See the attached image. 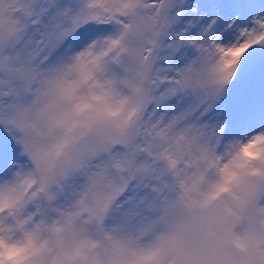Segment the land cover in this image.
Masks as SVG:
<instances>
[{
  "label": "snow or ice",
  "instance_id": "6c2138e0",
  "mask_svg": "<svg viewBox=\"0 0 264 264\" xmlns=\"http://www.w3.org/2000/svg\"><path fill=\"white\" fill-rule=\"evenodd\" d=\"M0 264H264V0H0Z\"/></svg>",
  "mask_w": 264,
  "mask_h": 264
}]
</instances>
